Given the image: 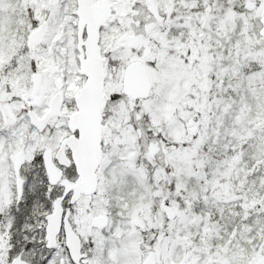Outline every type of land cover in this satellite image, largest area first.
I'll return each mask as SVG.
<instances>
[{"label":"snow or ice","instance_id":"1","mask_svg":"<svg viewBox=\"0 0 264 264\" xmlns=\"http://www.w3.org/2000/svg\"><path fill=\"white\" fill-rule=\"evenodd\" d=\"M0 264H264V0H0Z\"/></svg>","mask_w":264,"mask_h":264}]
</instances>
